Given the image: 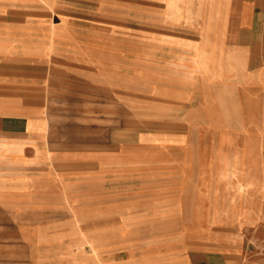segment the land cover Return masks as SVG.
Instances as JSON below:
<instances>
[{"label": "crops", "instance_id": "0c3cea01", "mask_svg": "<svg viewBox=\"0 0 264 264\" xmlns=\"http://www.w3.org/2000/svg\"><path fill=\"white\" fill-rule=\"evenodd\" d=\"M149 1L130 49L123 16L0 0V264H264V0ZM141 89L179 125L163 163L107 134Z\"/></svg>", "mask_w": 264, "mask_h": 264}, {"label": "rangeland", "instance_id": "374dc122", "mask_svg": "<svg viewBox=\"0 0 264 264\" xmlns=\"http://www.w3.org/2000/svg\"><path fill=\"white\" fill-rule=\"evenodd\" d=\"M68 5L74 11H70L68 16L64 18L74 19L77 21H84L88 19H100V14H107L110 17L117 18L116 16H123L129 20V26L109 27L107 28L108 36L110 39L117 41H124L123 46L130 49H136L140 46H144L148 38L147 31V9L149 0H61ZM65 14V13H62ZM63 16L61 15V18ZM121 18V19H125ZM109 21L110 19L107 18ZM110 22V21H109ZM98 30V28H94ZM137 43V44H136ZM140 48V47H139ZM129 53L132 51L129 50ZM109 55H111L109 53ZM146 56V55H145ZM124 60L119 64L124 63V67H127L125 71H130L135 68L140 70V73H146L141 68H146L147 59L139 58L136 53L124 55ZM143 64V65H142ZM129 67V68H128ZM125 69V68H124ZM115 70V69H114ZM113 70V71H114ZM97 71V70H93ZM146 82V81H145ZM147 87L146 85H144ZM143 86L141 85V88ZM77 89V99H82L85 85L83 82L77 80L75 84ZM145 90V89H144ZM141 92H124V95L118 97L121 93L110 92L109 103H114L117 97L118 101L124 100L123 104L120 103L118 108L123 107V117H112L111 112L107 116V134L114 135L117 128L123 129L125 141H130V137H137L138 132L140 134L142 145L141 148L147 149V152H152L155 155L157 163H163V153L165 150V143L168 145L172 143L173 153L179 152V140H169L167 135L171 131L172 133L179 130L178 124H165V116L163 102L153 97V94L148 90ZM81 94V96H80ZM123 96V97H122ZM110 107V106H109ZM114 119V121H113ZM99 119L96 120L91 127L98 129ZM103 127L102 124H100ZM97 127V128H96ZM165 129L167 134L165 133ZM177 136H172L174 139ZM138 149V148H137ZM177 158L178 155H177ZM194 158V157H193Z\"/></svg>", "mask_w": 264, "mask_h": 264}]
</instances>
